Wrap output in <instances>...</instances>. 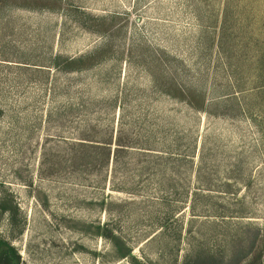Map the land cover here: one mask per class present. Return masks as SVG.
I'll return each instance as SVG.
<instances>
[{"label":"rangeland","instance_id":"1","mask_svg":"<svg viewBox=\"0 0 264 264\" xmlns=\"http://www.w3.org/2000/svg\"><path fill=\"white\" fill-rule=\"evenodd\" d=\"M0 206L20 264H264V0H0Z\"/></svg>","mask_w":264,"mask_h":264},{"label":"trees","instance_id":"2","mask_svg":"<svg viewBox=\"0 0 264 264\" xmlns=\"http://www.w3.org/2000/svg\"><path fill=\"white\" fill-rule=\"evenodd\" d=\"M114 142H115L116 147L113 148V155H115L114 152L120 149L118 146L120 144H118V141L116 140V138ZM101 147H104L102 148V150H104V152L102 151V157L104 159L106 158L107 160L108 154H109V148L108 146H101ZM81 158H83L82 155H81ZM0 207L2 209V206ZM0 264H20L19 256L17 255L13 247L3 239H0ZM185 264H188V263L185 262Z\"/></svg>","mask_w":264,"mask_h":264}]
</instances>
